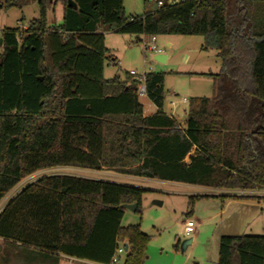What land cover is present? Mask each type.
I'll list each match as a JSON object with an SVG mask.
<instances>
[{"label":"trees","instance_id":"16d2710c","mask_svg":"<svg viewBox=\"0 0 264 264\" xmlns=\"http://www.w3.org/2000/svg\"><path fill=\"white\" fill-rule=\"evenodd\" d=\"M36 2L27 26L0 31V201L17 184L54 168L112 170L130 176L227 191L264 190V0H158L125 15L123 0ZM62 10L58 24L47 14ZM202 36L220 62L212 97L188 101L183 125L163 111L164 74L145 75L156 107L144 115L137 80L104 78V32ZM189 161L186 162L185 158ZM146 190L52 174L26 184L0 211V239L57 262L56 255L143 264L149 236L121 226L122 204L140 212ZM255 199L234 193L189 196ZM217 264H264V235H222Z\"/></svg>","mask_w":264,"mask_h":264},{"label":"rangeland","instance_id":"374dc122","mask_svg":"<svg viewBox=\"0 0 264 264\" xmlns=\"http://www.w3.org/2000/svg\"><path fill=\"white\" fill-rule=\"evenodd\" d=\"M2 0H0L1 2ZM172 1V0H169ZM157 0H123L125 15H140L157 9ZM47 14L49 24L60 22L58 9ZM39 10L32 1L22 7L0 8V31L4 28L24 29L30 20L37 18ZM149 36L104 32L107 49L103 77L118 76L121 80L133 79L129 72L138 74L161 72L164 74L163 111L183 125L188 110V101L194 97H212L214 80L211 76L192 72H211L218 59L215 50L203 49L202 36L159 35L156 44L167 56L165 62L154 59L153 52L145 50ZM170 41L171 46H166ZM187 62V64H186ZM186 100V102H183ZM146 115L155 110L146 95L139 96ZM52 174H72L98 179L99 171L78 168H54L39 171L17 184L0 202V208L26 184ZM105 177V176H100ZM122 184L145 189L140 212L124 209L121 226L139 224L149 236L143 264H217L219 238L222 235H264V198L222 199L209 197L196 199L192 205L190 220L194 222V233L185 236L184 222L190 210L189 196L196 194H222L223 191L207 187L191 186L184 183L121 176L113 178ZM240 194V190H236ZM248 193V194H247ZM246 191L245 195H250ZM253 193H256L253 192ZM243 194V193H242ZM254 195V194H252ZM255 195L264 196V190ZM160 202V205L154 202ZM191 238V243L182 250V244ZM30 250H14L0 240V264H52ZM124 252L119 254L116 264H123Z\"/></svg>","mask_w":264,"mask_h":264},{"label":"crops","instance_id":"0c3cea01","mask_svg":"<svg viewBox=\"0 0 264 264\" xmlns=\"http://www.w3.org/2000/svg\"><path fill=\"white\" fill-rule=\"evenodd\" d=\"M157 2H158V0H157ZM157 6H158V4H157ZM58 11H59V13H60V21H61V18H62V10H61V8H59L58 9ZM165 45L168 47V46H171V43H170V41H166V43H165ZM215 56H216V51H215ZM217 58V57H216ZM166 59H167V56H166ZM166 61V60H165ZM186 64H187V62H186ZM220 69H221V65H220V62H219V60L217 61V65H216V68L213 70V71H211V72H203V71H200V72H192V73H194V74H198V75H206V76H209V75H207V74H215V73H218L219 71H220ZM142 104V103H141ZM155 110H156V107H155ZM155 110L153 111V112H155ZM152 112V113H153ZM144 113V112H143ZM166 113V112H165ZM167 114V113H166ZM144 115H146V114H144ZM167 115H169V114H167ZM169 116H171V115H169ZM171 117H173V116H171ZM185 161L186 162H188L189 161V159H188V157H186L185 158ZM33 175V174H32ZM32 175H30V176H32ZM99 175L100 176H105V177H100L99 176V180H107V181H112V182H117V183H122V182H120V181H118V180H113V178H119V177H123V176H130V175H126V174H120V173H118V172H115V171H112V170H105V169H102V170H99ZM29 177V176H28ZM140 178H142V177H140ZM148 179V178H147ZM189 185V184H188ZM191 186H196V185H191ZM24 187V186H23ZM198 187H201V186H198ZM21 190V189H20ZM19 190V191H20ZM19 191H17L16 192V194L19 192ZM220 191H223V193L222 194H227V193H234V194H236L237 192L236 191H227V190H220ZM260 191H263V190H260ZM260 191H256V193L258 194V192H260ZM10 192V191H9ZM9 192L1 199V201L3 200V199H6L7 198V195L9 194ZM246 191H241L240 190V192H238V193H240V194H237V195H245L244 193H245ZM248 192V191H247ZM250 192H252V193H249L250 195H252V194H256V193H253V192H255V191H250ZM243 193V194H242ZM15 194V195H16ZM248 194V193H247ZM15 195H13L11 198H13ZM196 195H200V194H196ZM204 195V194H203ZM211 195H214V194H211ZM216 195V194H215ZM191 196H194V195H191ZM10 198V199H11ZM0 201V202H1ZM9 201V200H8ZM8 201L2 206V208L8 203ZM2 208H0V210L2 209ZM191 212H192V207L190 208V210L187 212V217H188V219H190V214H191ZM1 240V239H0ZM56 258H57V262H55L54 260H51V262L50 263H52V264H98V263H95V262H91V261H88V260H82V259H77V258H73V257H69V256H66V255H62V254H58V255H56ZM118 263V262H117ZM114 264H116V263H114Z\"/></svg>","mask_w":264,"mask_h":264},{"label":"built area","instance_id":"2783aa9c","mask_svg":"<svg viewBox=\"0 0 264 264\" xmlns=\"http://www.w3.org/2000/svg\"><path fill=\"white\" fill-rule=\"evenodd\" d=\"M157 4L161 5V1H158ZM144 46H145V50L153 52L155 54L163 53V49L156 44V36H150L149 39L145 41ZM129 75H131L134 79L137 80V89H136L137 95L138 96L146 95V85H145L146 73L138 74L136 71L131 70L129 72ZM183 102H186V100H183ZM194 228H195L194 222L190 219H187L184 222V229H183L184 235L190 236L191 234H193ZM123 252H124L123 247L122 246L118 247L116 252L111 258L110 264L117 263L119 260V254Z\"/></svg>","mask_w":264,"mask_h":264},{"label":"water","instance_id":"95a60500","mask_svg":"<svg viewBox=\"0 0 264 264\" xmlns=\"http://www.w3.org/2000/svg\"><path fill=\"white\" fill-rule=\"evenodd\" d=\"M67 5L68 6H70V7H73V8H75V9H77V5H76V3L73 1V0H67ZM1 38H0V44H1ZM154 59L156 60V61H159V62H165V60H166V56L165 55H163V54H156L155 56H154ZM12 199V198H11ZM10 199V200H11ZM9 200V201H10ZM8 201V202H9ZM155 204H157V205H160L161 203L160 202H157V201H155L154 202ZM123 209H129V210H131V211H135V208H136V203H132V204H122V205H120ZM191 243V238H189V239H187L186 241H184V243L182 244V250H184L185 248H186V246L187 245H189ZM127 250V248H126V246L124 247V251H126Z\"/></svg>","mask_w":264,"mask_h":264}]
</instances>
